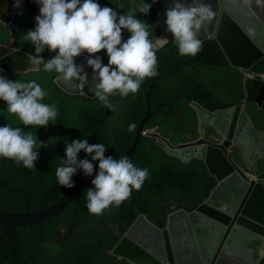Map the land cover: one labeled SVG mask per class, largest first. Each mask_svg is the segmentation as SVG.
Listing matches in <instances>:
<instances>
[{
	"label": "trees",
	"instance_id": "16d2710c",
	"mask_svg": "<svg viewBox=\"0 0 264 264\" xmlns=\"http://www.w3.org/2000/svg\"><path fill=\"white\" fill-rule=\"evenodd\" d=\"M97 2L113 9L123 7L120 14H126L130 9L138 8L143 0ZM146 2L152 3L151 0ZM157 14L155 4L147 16L138 10L136 12L139 19L151 25L153 39L161 34L157 28ZM37 15L39 7L29 0H22L13 23H0V43L9 44L15 40L21 50L35 54L34 46L24 39V34L35 28ZM215 42H204L202 51L195 57L179 55L178 48L172 43L160 48L157 52L158 75L145 78L134 95L110 96L108 100L115 106L114 110L97 99L89 100L61 92L53 81L57 74L45 72L42 65L37 72H28V75L17 73L8 78L21 82L35 80L41 84L48 93L43 102L55 103L58 117L46 128L28 126L24 129L36 133L39 140L48 143L47 148L39 149V154L46 153L35 162V168H25L7 160L0 162L2 205L6 212H35L64 195L69 188L58 184L55 171L60 159L65 157L66 143L88 139L90 144L103 143L106 156H125L147 111L148 93L149 120L154 119L145 131H153L171 146L193 143L199 138L198 122L189 106L191 102L198 103L210 112L243 104L246 94L242 72L231 68ZM41 55L47 60L55 54L46 49ZM253 73L264 76V59L253 68ZM234 83L238 85L237 89ZM232 92L239 98L227 101L226 97ZM247 113L256 130L264 133V111L254 103H248ZM12 115L7 111V103L0 100V126L12 123L14 127H24L18 117ZM130 125H135L134 130H128ZM234 154L238 155L237 152ZM85 157L91 160V156L81 150L78 158ZM133 163L148 168L150 176L142 188L139 191L133 189L130 198L118 208L110 206L100 216L90 214L85 198L86 189L94 187L90 184L85 189L84 197L55 217L40 225L20 226L18 232L27 263L131 264L111 255V250L138 215H145L150 222L163 228L171 213L182 208L186 211L196 209L216 186L202 161L195 159L190 164H183L166 156L154 146L151 138H143L142 147ZM98 165L99 161L94 171L98 170ZM82 174L83 170H78L75 177L79 178ZM258 178L264 181V162L259 163ZM53 237L58 243L51 242ZM0 264H13L1 225ZM260 264H264V259Z\"/></svg>",
	"mask_w": 264,
	"mask_h": 264
},
{
	"label": "water",
	"instance_id": "95a60500",
	"mask_svg": "<svg viewBox=\"0 0 264 264\" xmlns=\"http://www.w3.org/2000/svg\"><path fill=\"white\" fill-rule=\"evenodd\" d=\"M29 1L39 7L35 0ZM185 2L191 3L192 0ZM203 2L211 4L216 14L202 28L199 38L203 43L215 40L231 68L248 75L244 84L246 99L243 105L216 112L192 102L190 109L198 122L200 139L191 144L171 146L157 134L145 131L154 119L149 120L151 113L147 94V111L125 156L134 161L143 138H151L154 146L166 156L183 164H190L195 159L202 161L216 186L196 209L186 211L182 208L171 213L163 228L150 222L145 215H138L111 250V255L131 264H260L264 259V182L254 177L258 163L264 162V133L255 129L246 108L247 103H254L264 111V78L253 73V68L264 59V16L253 7L252 0L250 3L244 0ZM15 4L16 0H0V23H13L18 15ZM154 4L159 7V32L177 47L172 34L166 31L165 12L171 0H156ZM261 8L264 10L263 6ZM114 10L120 14L118 9ZM122 37L124 41L130 37L127 29H122ZM98 55L107 65L109 57L106 50H101ZM88 57V53H83L75 58V62L82 65L88 74L82 88L77 86L80 81L69 85L58 77L53 78L61 92L97 99L94 89L99 81L87 65ZM40 68V65L29 63L28 53L21 50L15 40L9 44L0 43V75L9 78L17 73L37 72ZM207 129L215 132L210 140L205 139ZM140 138L141 143L136 149ZM234 152L239 154V164L231 156ZM45 153H40L38 159ZM3 160L23 165L0 157V162ZM96 167L97 163L94 170ZM97 172L94 171L92 176L83 174L57 201L35 212H6L0 188V225L13 264H28L18 232L20 226L40 225L84 197L85 189L92 184ZM51 242L56 244L58 240L53 237Z\"/></svg>",
	"mask_w": 264,
	"mask_h": 264
},
{
	"label": "clouds",
	"instance_id": "9594fccd",
	"mask_svg": "<svg viewBox=\"0 0 264 264\" xmlns=\"http://www.w3.org/2000/svg\"><path fill=\"white\" fill-rule=\"evenodd\" d=\"M35 2L39 5L35 28L24 34V39L35 48V54H28L31 65H42L45 72L56 73L65 84L80 81L77 86L82 88L88 74L82 65L75 62V58L88 53L87 65L93 69L99 81L95 85L94 96L113 110L115 106L109 102V96L134 95L145 78L158 75L157 52L169 43V39H153L151 25L136 15L138 10L147 16L156 0H152V3L143 0L138 8L119 15L113 8L101 6L97 0ZM244 2L250 3V0ZM20 3L21 0H16L14 7L18 8ZM256 3L264 6V0H256ZM118 10L122 11L123 8ZM215 14L211 4L203 0H192L191 3L171 0L165 12L166 31L174 37L179 55L195 57L202 51L203 41L199 33ZM122 29L130 33L126 41L123 40ZM46 49L55 53L47 60L41 55ZM101 50L107 52V65L98 55ZM47 95V91L35 80L21 82L0 75V100L7 103V111L17 116L24 126L14 127L12 123L0 126V157L22 163L25 168H35V162L40 159L39 149L47 148L48 143L39 140L36 133L24 129L28 126L46 128L50 122L57 120V105L43 102ZM134 128L135 125H130L128 130ZM208 133L207 129V136ZM81 150L91 156V160L87 157L79 159ZM105 152L103 143L90 144L88 139L73 140L66 143L65 157L60 159L55 171L58 184L70 189L77 179L75 174L78 170H83L86 176H92L94 165L99 161L98 172L92 180L94 187L86 189L85 197L88 212L97 216L103 215L110 206L118 208L130 198L133 189L139 191L150 176L148 168L138 167L129 157L115 158L112 155L106 156ZM93 161L96 163L93 164ZM259 163L257 173L254 174L258 181Z\"/></svg>",
	"mask_w": 264,
	"mask_h": 264
},
{
	"label": "rangeland",
	"instance_id": "374dc122",
	"mask_svg": "<svg viewBox=\"0 0 264 264\" xmlns=\"http://www.w3.org/2000/svg\"><path fill=\"white\" fill-rule=\"evenodd\" d=\"M123 8V7H122ZM18 46V45H17ZM19 47V46H18ZM22 74H24V73H22ZM28 74H30V73H25V75H28ZM242 75H243V77H244V81H243V87H244V84H245V82H246V80H247V74H245V72H242ZM13 79V78H12ZM11 79V80H12ZM233 86H234V88L235 89H237L238 88V85H236V83H234L233 84ZM226 90H228V88H226ZM233 94L232 95H230V96H227L226 97V99H227V101H229V100H232L234 97L236 98V99H238L239 97L234 93V92H232ZM246 99V98H245ZM13 116V115H12ZM12 118V117H11ZM208 136H209V139L211 138V137H213V136H215V132L212 130V129H208ZM235 155V154H234ZM235 159H238L239 160V154L238 155H235Z\"/></svg>",
	"mask_w": 264,
	"mask_h": 264
},
{
	"label": "bare ground",
	"instance_id": "6f19581e",
	"mask_svg": "<svg viewBox=\"0 0 264 264\" xmlns=\"http://www.w3.org/2000/svg\"><path fill=\"white\" fill-rule=\"evenodd\" d=\"M252 4H253V7L256 8L258 11H260L261 13H263V16H264V12L262 11V8L257 5L255 0H252Z\"/></svg>",
	"mask_w": 264,
	"mask_h": 264
},
{
	"label": "flooded vegetation",
	"instance_id": "af4514ba",
	"mask_svg": "<svg viewBox=\"0 0 264 264\" xmlns=\"http://www.w3.org/2000/svg\"><path fill=\"white\" fill-rule=\"evenodd\" d=\"M152 1V0H151ZM162 1V0H161ZM256 1V0H255ZM157 6V5H156ZM259 6V5H258ZM259 7H262V6H259ZM264 8V6H263ZM115 9V8H114ZM157 9H158V12H159V7L157 6ZM264 12V10H262ZM157 19H158V14H157ZM159 37H164L162 34L159 35ZM205 139H209V136L206 135ZM236 162H239V160L237 159Z\"/></svg>",
	"mask_w": 264,
	"mask_h": 264
}]
</instances>
